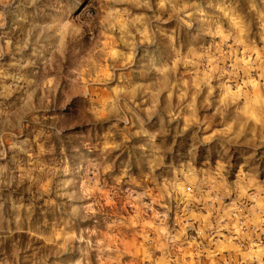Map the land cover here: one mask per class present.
<instances>
[{
  "label": "clouds",
  "instance_id": "obj_1",
  "mask_svg": "<svg viewBox=\"0 0 264 264\" xmlns=\"http://www.w3.org/2000/svg\"><path fill=\"white\" fill-rule=\"evenodd\" d=\"M0 264H264V0H0Z\"/></svg>",
  "mask_w": 264,
  "mask_h": 264
}]
</instances>
